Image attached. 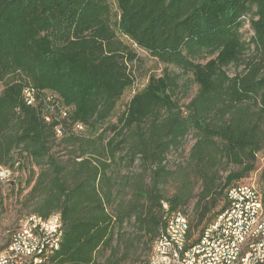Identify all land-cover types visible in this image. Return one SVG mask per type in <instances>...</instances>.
I'll return each instance as SVG.
<instances>
[{
    "label": "trees",
    "instance_id": "1",
    "mask_svg": "<svg viewBox=\"0 0 264 264\" xmlns=\"http://www.w3.org/2000/svg\"><path fill=\"white\" fill-rule=\"evenodd\" d=\"M252 46L261 58L228 75ZM134 47L166 69L115 117L136 86ZM171 66L199 86L186 111ZM191 133L187 166L169 169L168 153ZM57 140L71 148L69 161L54 154ZM263 150L264 0H0V166H39L18 193L31 186V215L61 216V244L44 264H124L137 246L149 257L171 213L189 218L193 177L202 182L189 220L196 243ZM125 162L144 167L132 183L121 176ZM224 163L236 169L221 177ZM175 179L180 188L168 198L163 185ZM260 180L264 187V169ZM14 189L0 187V198Z\"/></svg>",
    "mask_w": 264,
    "mask_h": 264
},
{
    "label": "built area",
    "instance_id": "2",
    "mask_svg": "<svg viewBox=\"0 0 264 264\" xmlns=\"http://www.w3.org/2000/svg\"><path fill=\"white\" fill-rule=\"evenodd\" d=\"M24 91L26 102L34 104L35 90ZM11 177V170L0 166V182ZM228 194V207L196 243L189 239L188 216L182 211L171 213L143 264H264L263 191L248 182ZM62 230L60 214L48 219L30 215L0 253V264H44L59 249Z\"/></svg>",
    "mask_w": 264,
    "mask_h": 264
},
{
    "label": "rangeland",
    "instance_id": "3",
    "mask_svg": "<svg viewBox=\"0 0 264 264\" xmlns=\"http://www.w3.org/2000/svg\"><path fill=\"white\" fill-rule=\"evenodd\" d=\"M243 33L244 37L247 40L252 36V32L250 31L248 24L245 26ZM134 49L139 56V61L133 66V69L137 76L136 86L134 90H131L125 94L117 107L115 117L125 110L128 102H130L135 93L139 92L147 85L150 76L154 75L160 77L161 75H163V72H165L164 70L166 69L165 65L158 63L157 60L150 56V54H148L146 51L141 50L137 47H134ZM261 54L262 53H257L252 46L251 49L247 51L243 56L241 64L239 66L231 65L230 67L226 68V72L231 77H235L237 74L243 73L246 70L247 64L251 61L259 60L261 58ZM207 60H202V62L206 63ZM169 69L171 71H174L175 73L180 74L179 88L176 91V99L180 101V105L186 111V106L197 95L199 86L195 83L192 74L183 73L182 70L173 66L169 67ZM115 117L111 121L112 123H116ZM111 137L112 134H108L106 141H108ZM184 140L185 141H182L181 145L178 148L173 149L172 151H170V153H168L166 164L169 169L178 170L184 169L187 166V161L189 159L192 147L195 144L196 138L195 135L191 133ZM71 151V148H67L66 146H64L61 140H57V142L55 143L54 154L57 156V158L60 159L61 162H67L72 158L73 154H71ZM124 154V152H121L120 156H123ZM126 163L127 162H125L124 166L120 168L121 176L129 178L132 183V181H134V178H139L138 175L144 171V167L140 166L139 162H137L133 167L128 166V164ZM2 167L8 169L7 167ZM235 169L236 167L233 165H228L226 163L221 164L219 165L220 176L225 177L228 173H230V171H233ZM263 169L264 150L258 154L257 170L251 173L246 179H244L249 183L254 184L257 187V190L259 189L261 191L264 190V187L260 180V175ZM38 171L39 166L29 162L27 169L23 171L11 170L12 177L10 178V180L6 182H0V187L2 188V190L9 189L11 185L15 187L13 193L0 198V203H2V205L0 206V248L8 243L11 235L19 229L24 220L29 217V215L34 214L33 211L35 209L36 201H29L27 196L28 192L31 189V186L27 189H24V192L22 194H19L18 185L20 184V182H22V187L24 188V183L30 178L31 173ZM140 179L144 180L145 183L148 182L147 175H141ZM179 188V180H171L163 185V193L166 197L170 198L179 190ZM190 189L192 190L191 195L193 199L191 205L189 206V208H187V210H189V220H192L194 217L193 209L195 203L198 200V195L202 191V182L197 177H193L191 179ZM220 207H218L217 209H220ZM126 228L129 233H133L135 230L134 224L132 223H129ZM124 251L125 248L121 253H123ZM149 252L150 250H144L143 247L137 246L133 251V255H131L124 264H143V262L148 258Z\"/></svg>",
    "mask_w": 264,
    "mask_h": 264
}]
</instances>
